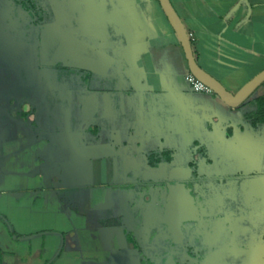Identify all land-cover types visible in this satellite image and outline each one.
<instances>
[{
	"label": "crops",
	"instance_id": "obj_1",
	"mask_svg": "<svg viewBox=\"0 0 264 264\" xmlns=\"http://www.w3.org/2000/svg\"><path fill=\"white\" fill-rule=\"evenodd\" d=\"M27 1L32 9L4 6L29 14L37 41L0 28V264H164L149 241L159 225L169 235V199L182 201V184L224 177L193 175V152L200 166L222 158L248 113L241 107L264 91L237 108L192 92L157 0H91L92 21L104 26L87 27L86 45L88 33L64 26L52 1ZM169 1L196 63L229 93L264 70V0ZM15 17L0 22L16 30ZM67 43L78 45L75 63L62 62ZM20 47L25 63L15 66ZM179 249L181 264H244L185 260V241ZM260 255L245 262L264 264Z\"/></svg>",
	"mask_w": 264,
	"mask_h": 264
},
{
	"label": "rangeland",
	"instance_id": "obj_2",
	"mask_svg": "<svg viewBox=\"0 0 264 264\" xmlns=\"http://www.w3.org/2000/svg\"><path fill=\"white\" fill-rule=\"evenodd\" d=\"M21 1L25 7L30 6L27 0H15V3L19 4ZM50 1L57 5V14L60 15V18H64V26L72 25L82 33H88L87 36L80 38L85 45L89 41L87 37H90L87 27L97 28L100 26L102 28L104 26L103 23H97L96 19L92 21L94 19L88 10L91 0H48V2ZM93 1L101 3L103 0ZM5 2L6 0H0V16L7 14L8 17H12L15 15L14 27L16 30H12L11 23L7 27L6 22H0L3 33L14 32L16 41H20L21 44L25 38L27 41L31 40L32 43L37 41L35 34L37 25L32 23L29 14H26V19L20 18L18 16V12H21L20 8L16 6L14 14L11 11L12 8L6 9ZM99 15L101 17L102 13ZM28 43L32 45L30 41ZM77 47L76 43L71 46L69 43L66 44L67 49L64 48V50L66 49L64 52L65 54L68 52V55L64 57L66 59H63V64H70L67 61L70 60V48ZM36 51L33 47L29 50L32 60L35 58ZM25 53H27L26 47H20V50L13 52L10 59L13 58L15 66L25 63L22 59V57H26ZM71 60L72 63H75V60L72 58ZM84 63H86L85 60ZM260 88L264 91V83ZM241 108L245 112H254L256 106L254 102L253 104L248 102ZM234 135L236 138L232 136L228 140L224 156L213 161L211 166H200L199 155L193 152L194 161L190 167V172L193 175L201 172L200 175L215 177L220 174L224 177L198 178L200 180L198 182L182 184L184 198L189 202L194 213L192 219L183 217L184 233L187 236L189 229L193 235L186 245V251H184L185 260H201L206 257L219 258L229 255L247 264L245 261H247L248 252L255 250L258 252L259 259H263L260 254L264 251V121H261L260 117L256 115L251 120H247L243 116L241 128L234 132ZM213 164L215 165L213 166ZM158 190L160 192V188ZM159 194L161 195V193ZM185 223L188 224L184 225ZM161 228L162 226L159 225L156 233ZM159 236L157 243H154L153 240L149 242L151 245L160 244L159 248L163 249L164 264L172 261L181 264L182 257H174L180 244H173L166 234L162 233V236ZM184 245L185 243H183ZM160 257L162 256L160 255L159 259Z\"/></svg>",
	"mask_w": 264,
	"mask_h": 264
},
{
	"label": "water",
	"instance_id": "obj_3",
	"mask_svg": "<svg viewBox=\"0 0 264 264\" xmlns=\"http://www.w3.org/2000/svg\"><path fill=\"white\" fill-rule=\"evenodd\" d=\"M157 1L183 50L189 73L209 88L216 96H218L226 106L230 108H237L244 104L264 83V70L251 78L237 93H229L218 80L202 70L196 63L193 56L189 34L173 9L170 1ZM169 203L167 212L169 211L170 213L166 214L163 223L167 226V234L172 237V243L179 244L183 238L180 225L184 222V219L182 216L180 217V215L183 213L184 209L181 207L179 197L176 198V201H174L173 198H170ZM168 264L176 263L170 262Z\"/></svg>",
	"mask_w": 264,
	"mask_h": 264
},
{
	"label": "flooded vegetation",
	"instance_id": "obj_4",
	"mask_svg": "<svg viewBox=\"0 0 264 264\" xmlns=\"http://www.w3.org/2000/svg\"><path fill=\"white\" fill-rule=\"evenodd\" d=\"M178 196H176V194H175V196L174 197H172L173 198V200L174 201H176V198H177ZM182 201H180V203H181V207H182V202H183V213H181V215H180V217L182 216V218L184 217L185 219H189V218H193L194 217V213L192 212V210H191V207H190V204H189V202L185 199V198H183V199H181ZM186 224H188V223H185L184 225H186ZM191 224V223H190ZM183 223H181V225H180V228H181V232H182V234H183V238H182V240L179 242V244L180 243H182V242H186V245H188L187 243H189L188 241H189V239H190V237H193V235H191V231L188 229V234H187V236H186V234L184 233V230H183ZM162 226V225H161ZM163 226H162V228H161V230L158 232V233H156V232H154L153 233V236H152V239L151 240H153V242L154 243H157L158 242V238L160 237L159 235H161L162 236V233H163ZM164 234V233H163ZM168 237H170V235H167ZM158 237V238H157ZM170 239H171V237H170ZM159 245V244H158ZM158 245H152V249L154 250V252L156 251L157 253H158V255H161L162 253H163V251L162 250H160V248L158 247ZM178 245V244H177ZM156 246V247H155ZM159 248V249H158ZM191 248V247H190ZM179 247H178V250L176 251V254H174V257L175 258H177V256H178V252H179ZM177 264V263H176Z\"/></svg>",
	"mask_w": 264,
	"mask_h": 264
},
{
	"label": "trees",
	"instance_id": "obj_5",
	"mask_svg": "<svg viewBox=\"0 0 264 264\" xmlns=\"http://www.w3.org/2000/svg\"><path fill=\"white\" fill-rule=\"evenodd\" d=\"M30 9H32V8L30 7ZM31 13H32L33 17H36L32 11H31ZM254 103H255V106H256L255 111L254 112L251 111V112L246 113L245 114V118L247 120H251L253 118V116L256 115L257 117H260L261 121H264V95L259 97V98H256L254 100ZM159 246H160V244L158 245V247ZM160 250L163 251V249H161V248H160Z\"/></svg>",
	"mask_w": 264,
	"mask_h": 264
},
{
	"label": "built area",
	"instance_id": "obj_6",
	"mask_svg": "<svg viewBox=\"0 0 264 264\" xmlns=\"http://www.w3.org/2000/svg\"><path fill=\"white\" fill-rule=\"evenodd\" d=\"M191 39V36L189 35ZM185 81L190 87L191 91L194 93H211V90L207 88L204 84L198 81L193 75L190 73L186 75Z\"/></svg>",
	"mask_w": 264,
	"mask_h": 264
}]
</instances>
